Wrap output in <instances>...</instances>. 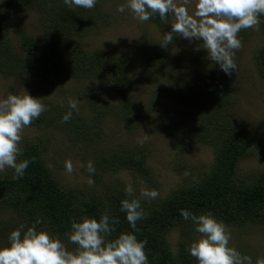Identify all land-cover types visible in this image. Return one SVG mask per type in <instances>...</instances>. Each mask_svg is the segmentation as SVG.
I'll return each mask as SVG.
<instances>
[{"label": "trees", "instance_id": "1", "mask_svg": "<svg viewBox=\"0 0 264 264\" xmlns=\"http://www.w3.org/2000/svg\"><path fill=\"white\" fill-rule=\"evenodd\" d=\"M105 2L97 0L89 11L75 6L69 8L64 0H1V76L15 78L24 85L32 77L46 82L59 81L64 72L72 81L105 82L115 101L101 105L95 96L83 91L88 114L72 110L67 102L50 106L53 113L41 114L28 126L54 129L71 146H76L87 162L82 171L94 183L89 188H64L43 161V142L22 141L19 145L22 155L17 162L30 161L24 176L14 180L11 168L0 175V211H11L16 219L0 223V248L10 246L8 237L21 224L26 230L39 219L42 223L37 225V231L59 237L73 251L77 246L67 238L71 221L82 222L85 216L98 221L108 210L119 219L116 231L108 239L120 233H132L138 241L146 240L149 264H198L188 251L198 233L191 220L181 217L182 209L197 216L211 213L217 221L240 230L264 226V171L237 173L241 161L264 151V124L256 130L234 125L231 110L236 104L233 92L236 70L225 75L218 65L209 62L197 75L173 79L164 74L162 49L144 46V73L151 78L158 75L166 78L163 94L181 106L192 121L188 128H172L170 137L180 147L200 144L209 148L212 162L204 171L188 170L182 183L163 198L148 199L139 192L128 197L123 181L109 182V179L125 173L137 185L153 187L154 174L146 162V150L122 144L114 148L100 146L104 138L100 125L105 118L115 119L124 134L136 128V112L125 70L114 56L103 51H83L71 45L72 38H82L108 25L110 15L104 10ZM27 12L36 15L41 32L38 38L17 31L15 50L10 46L4 24ZM161 21L157 15L148 22L159 26ZM258 28L264 38V15L260 16ZM252 62L257 75L264 80V46L253 51ZM70 111L71 119L62 122V117ZM89 161L95 167L91 174L87 169ZM132 198L140 200L146 213V218L136 224L139 231L131 227L126 213L120 211L121 201ZM172 231L178 236L173 249L167 241Z\"/></svg>", "mask_w": 264, "mask_h": 264}, {"label": "rangeland", "instance_id": "2", "mask_svg": "<svg viewBox=\"0 0 264 264\" xmlns=\"http://www.w3.org/2000/svg\"><path fill=\"white\" fill-rule=\"evenodd\" d=\"M122 4L125 5L123 13L117 11L118 6ZM104 10L110 15L108 25L89 32L82 38H72L71 45L83 51H103L117 58L129 81V96L136 112V128L130 134H124L115 119L105 118L100 125L104 134L100 146L114 148L122 144L143 148L147 152L146 162L154 174L153 187L142 183L137 185L125 173L113 175L109 182H112V179H119L126 187L130 184L134 193L139 192L140 195L145 189H155L159 193L158 198H163L182 183L188 170H206L212 162V153L209 148L200 144L180 147L170 137L169 132L172 128H188L192 121L181 106L163 94L166 78L161 75L151 78L144 73L143 47L162 49L164 74L173 79L197 75L211 61L205 51L196 50L199 41L189 42L174 37L172 44L161 47L165 33L171 32L173 23L171 14L167 21L162 20L160 25L156 26L137 19L127 7V0H106ZM189 10L191 12L193 9ZM0 24H3L1 20ZM4 26L9 33L10 46L15 50L17 31L38 38L41 32L38 19L31 12L11 18ZM238 38L242 41V47L235 52L237 76L233 92L236 104L231 110L232 121L237 128L256 130L258 126L264 124V80L254 69L252 53L258 47L264 46V38L259 28L242 30ZM62 78L59 81L46 82L32 77L22 85L15 78L0 75V100L6 99L10 94L23 95L25 91L32 97L41 99V103L46 107V111L42 113L45 115L53 113L50 112L53 110H49L50 106H61L70 101H77L78 111L88 114L83 91L95 96L101 105L115 101L113 92L103 81H72L64 72ZM145 134L147 135L145 142L138 143ZM29 139L43 142L41 149L43 161L64 188L90 187L89 178L82 171L87 163L83 161L82 152L76 146H71L64 136L54 129L26 127L21 142ZM69 159L74 166L71 174L65 170V161ZM8 169L0 172V175L6 173ZM249 171H264V151L238 164V175ZM14 220L16 219L11 211L4 213L0 211V223H10ZM227 228L231 232L230 247H235L242 255L249 256L252 260L264 257V226H248L241 230L229 226ZM177 237L176 231L168 235L167 241L171 249L174 248ZM199 238L200 234L196 235V241Z\"/></svg>", "mask_w": 264, "mask_h": 264}, {"label": "clouds", "instance_id": "3", "mask_svg": "<svg viewBox=\"0 0 264 264\" xmlns=\"http://www.w3.org/2000/svg\"><path fill=\"white\" fill-rule=\"evenodd\" d=\"M97 0H64L69 8L73 6L92 9ZM127 7L140 21H149L159 16L167 21L173 17L171 32L165 33L162 48L173 43L174 37L199 41L196 50H203L207 58L218 65L225 75H231L236 69L235 52L242 47L239 32L246 29H258L260 16L264 15V0H127ZM190 8L193 10L190 12ZM125 11V5L117 8ZM70 108L77 109V101H70ZM46 111L41 99L34 98L24 91L23 95H8L0 100V172L6 168L14 170L13 179L24 176L30 161H18L22 155L20 142L24 129L33 120ZM72 112L62 117V122L71 119ZM147 139L138 140L143 144ZM89 173L95 172L94 164H87ZM65 170L74 171L72 161H65ZM88 183H94L89 179ZM128 197H133L134 189L129 184L125 189ZM141 195L156 199L158 191L143 190ZM120 211L126 213V220L135 231L138 221L146 218L139 199H124ZM184 220H191L195 232L200 238L190 244L189 254L198 264H254L249 256L242 255L235 247H230L231 232L227 226L217 221L211 213L195 215L181 210ZM82 222L71 221L68 241L76 245L69 251L59 237L51 236L47 231H37L42 221L37 219L25 230L21 224L13 230L8 239V247L0 248V264H149L145 252L146 240L138 241L132 233H120L114 239H108L116 231L119 219L110 215L108 210L99 220L82 217ZM255 264H264V257L257 258Z\"/></svg>", "mask_w": 264, "mask_h": 264}]
</instances>
